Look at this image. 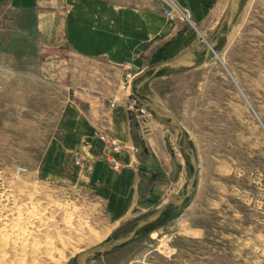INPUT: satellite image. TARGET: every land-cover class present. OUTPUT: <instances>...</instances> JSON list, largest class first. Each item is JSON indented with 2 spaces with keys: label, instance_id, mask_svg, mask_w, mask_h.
<instances>
[{
  "label": "rangeland",
  "instance_id": "374dc122",
  "mask_svg": "<svg viewBox=\"0 0 264 264\" xmlns=\"http://www.w3.org/2000/svg\"><path fill=\"white\" fill-rule=\"evenodd\" d=\"M217 21L212 59L161 94L184 170L122 225L89 189L42 169L53 128L35 113L58 107L37 106L0 67V264H264V0H224Z\"/></svg>",
  "mask_w": 264,
  "mask_h": 264
},
{
  "label": "crops",
  "instance_id": "0c3cea01",
  "mask_svg": "<svg viewBox=\"0 0 264 264\" xmlns=\"http://www.w3.org/2000/svg\"><path fill=\"white\" fill-rule=\"evenodd\" d=\"M223 2L0 0V67L21 76L17 90L26 84L37 106L58 107L35 113L53 128L42 169L93 192L112 224L158 207L184 170L161 94L212 59L207 34Z\"/></svg>",
  "mask_w": 264,
  "mask_h": 264
},
{
  "label": "water",
  "instance_id": "95a60500",
  "mask_svg": "<svg viewBox=\"0 0 264 264\" xmlns=\"http://www.w3.org/2000/svg\"><path fill=\"white\" fill-rule=\"evenodd\" d=\"M227 18H228V13H227L226 16H225V18H224V20H223V22H222V24H221L220 29L224 27V24H225ZM210 46H211V45H210ZM195 166H196V165H195ZM195 178H196V174H194V180H195ZM193 186H194V181H192V183H191V187H193ZM163 212H164V210H163ZM163 212L161 211V212H159V213H156L155 216L159 217ZM136 229H138V228H136ZM130 238H131V237H129L128 239H124V240L111 241V242L108 243V244H103V245H101V246H98V247H96V248H94V249L88 251L87 254H91V255H92V254H96L97 252H100V251H109V250H112L113 248H115V247H117V246H120V245H122L123 243L127 242ZM80 264H81V262H80Z\"/></svg>",
  "mask_w": 264,
  "mask_h": 264
},
{
  "label": "built area",
  "instance_id": "2783aa9c",
  "mask_svg": "<svg viewBox=\"0 0 264 264\" xmlns=\"http://www.w3.org/2000/svg\"><path fill=\"white\" fill-rule=\"evenodd\" d=\"M164 4H166L167 6H169V7H172V6H174V0H161ZM165 13L166 14H168V15H171L172 14V12L170 11V10H166L165 11ZM182 14H183V18L184 19H186V20H190V15L188 14V12H182ZM127 77L129 78V80L130 81H132L133 80V76L131 75V74H128L127 75ZM135 109H136V112L138 113V114H148V111H147V109L146 108H144V107H138V106H135L134 107Z\"/></svg>",
  "mask_w": 264,
  "mask_h": 264
},
{
  "label": "bare ground",
  "instance_id": "6f19581e",
  "mask_svg": "<svg viewBox=\"0 0 264 264\" xmlns=\"http://www.w3.org/2000/svg\"><path fill=\"white\" fill-rule=\"evenodd\" d=\"M130 74H131V73H130ZM155 103H156V102H155ZM18 223H19V222H18ZM10 225H11V224H10ZM13 232H14V231H13ZM10 235H11V234H10ZM13 235H14V234H13ZM0 237H1V235H0ZM10 238H11V237H10ZM10 240H11V239H10ZM10 242H11V241H10ZM4 245H5V244H3V246H2V244H0V246H2V250H4ZM0 248H1V247H0ZM0 251H1V250H0ZM1 252H2V251H1ZM1 252H0V253H1ZM1 254H3V253H1ZM1 254H0V255H1ZM0 258H2V257H0ZM1 261H2V260H1ZM83 263H84V262H83ZM22 264H23V263H22Z\"/></svg>",
  "mask_w": 264,
  "mask_h": 264
}]
</instances>
